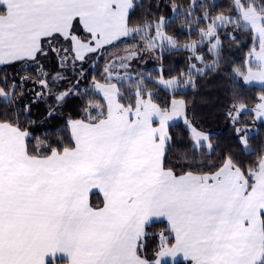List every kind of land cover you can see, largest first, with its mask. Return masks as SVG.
Segmentation results:
<instances>
[{
  "label": "snow or ice",
  "instance_id": "snow-or-ice-1",
  "mask_svg": "<svg viewBox=\"0 0 264 264\" xmlns=\"http://www.w3.org/2000/svg\"><path fill=\"white\" fill-rule=\"evenodd\" d=\"M135 6L134 0H0V64L46 55L45 45L51 47L58 36L71 41L74 61L131 34L140 36L145 49L180 46L164 32L163 16L130 28ZM211 6L199 5L207 22L199 29L201 39L183 46L195 51L207 39L209 51L216 50L218 28L248 29L259 48L249 52L246 72L237 74L245 82L264 84V2L232 0L229 15L213 16L207 10ZM192 8L184 10L187 17L194 14ZM77 23L88 41L74 34ZM136 54L128 50L119 57L120 66L126 68L123 61ZM40 74L47 77L42 69ZM38 83L48 89L46 78ZM158 83L179 86L176 78ZM95 86L103 90L106 108L90 102L97 116L70 121L74 146L62 151L42 154L39 143L30 151L29 133L0 121V264H50L57 254L70 264H161L177 254L190 264H264V156L247 173L228 156L214 172L177 174L164 167V153L169 121L184 116V102L172 100L170 109L162 108L138 88L134 102L124 104L116 85ZM15 87H0V103L14 102ZM66 95L59 93L57 102ZM260 100L257 117L264 116V96ZM185 123L191 127L186 118ZM191 132L194 148L213 147L208 134L195 127ZM236 132L247 147L248 130ZM93 189L103 193L102 207L89 202ZM156 217L167 219L175 242L160 233L159 250L149 259L143 255L146 227Z\"/></svg>",
  "mask_w": 264,
  "mask_h": 264
},
{
  "label": "trees",
  "instance_id": "trees-1",
  "mask_svg": "<svg viewBox=\"0 0 264 264\" xmlns=\"http://www.w3.org/2000/svg\"><path fill=\"white\" fill-rule=\"evenodd\" d=\"M134 3L136 6L130 11V28L145 21L155 22L163 16L167 21L164 32L174 37L180 46L169 48L165 45L162 49L157 47V66L137 75L128 73L131 76L129 79L118 82L119 90L123 93L120 102H134L138 88L145 94L151 93L154 103L162 108L170 109L172 100L184 102V116L170 124L167 130L169 139L165 143V168H171L177 174L189 171L211 173L217 170L226 157L231 156L247 173V170L254 168L264 156V120H256L254 112L250 109L264 96V86L243 83L237 76V70L246 71L245 61L254 47L259 48L258 41H253L250 30L237 29L229 24L217 29L220 46L216 50L209 51L211 45L207 39L199 44L195 51L183 46L192 41H199V29L206 27L207 22L202 18L205 9L199 7L200 4L214 5L207 8L213 16L220 12L229 15L228 9L232 0H134ZM173 4L177 6V12H173ZM190 4L193 5L194 14L187 17L184 10L188 9ZM231 15L235 16L236 13L232 12ZM152 34L155 35L154 32ZM76 35L81 40H87L86 34L80 30ZM212 43H215V40ZM55 46L68 49L64 56L68 54L73 57L72 44L68 40L65 45ZM133 46H145L139 35L121 37L107 46L100 58L96 53H88L83 61H77L79 66L73 69L59 70L58 55L46 45L47 54L38 56L35 60L0 65V87L5 88V91L12 86L13 80L20 79L19 75L36 79L39 69L46 70L50 67L51 73H61V77H66L65 80H59L56 93L62 90L67 92L60 102H57L53 92L48 93L46 97L29 98L27 93H19L25 86L34 94L38 85L35 83L38 81L30 83L25 79L16 80L14 102L0 103V121H10L26 130L29 133L26 143L30 151H34L38 143L43 145L39 151L46 155L50 154L52 148L62 151L63 147L74 146L69 129L70 121L87 122L89 114L97 116L98 111L89 107L90 102L105 107L102 97L93 88V82L101 79L104 57L110 53H118L124 47ZM197 56L202 57V60L195 59ZM192 65H195V68H192ZM160 77L176 78L179 80V86L175 89L162 87L155 80ZM189 79L191 82L185 83ZM30 85H34V90ZM238 105H244L248 109L240 112L238 118L230 123L229 113ZM185 118L208 133L213 145L211 149L194 148L190 129L184 124ZM251 124H254L255 131L248 133V146L244 147L236 129H246ZM89 199L94 206L101 204L97 193H92ZM167 229L164 220L153 221L146 227L148 237L143 255L149 259L155 257L162 232L169 236V243H173V235ZM62 262L63 259H52L50 264ZM163 264H190V261Z\"/></svg>",
  "mask_w": 264,
  "mask_h": 264
},
{
  "label": "rangeland",
  "instance_id": "rangeland-1",
  "mask_svg": "<svg viewBox=\"0 0 264 264\" xmlns=\"http://www.w3.org/2000/svg\"><path fill=\"white\" fill-rule=\"evenodd\" d=\"M79 30L82 31L84 34H86L87 40H85V41H88L90 39L89 35L86 33V31L83 29V27L81 25H79V23H77L74 26V34L76 35V33ZM65 41L67 42L66 39H64L63 37H59L58 36L56 38V41L52 43L51 50H53V49H63L64 47L62 46V44L65 45V43H66ZM68 41L71 44V41L70 40H68ZM114 42L115 41H113L112 43H114ZM55 45H61L62 47L58 48ZM46 46H47V44H46ZM107 46H109V45H105L101 50L97 51L96 52V56L100 58L102 55H104L103 51L104 50L106 51ZM128 50L135 51L137 54L135 56L131 57L130 59H128L126 61H123L124 63L127 64L126 68L125 67H121L120 66L121 60L119 59V57L125 56L127 54ZM257 50H258V48H257ZM54 52L56 53V55H58V57H57V60H58L57 67L60 68L59 70H62V69H73L74 67H78L79 66L77 64L78 60L74 61V59H73L74 53H73V57H71L70 55L66 54L65 56H67L68 58L66 60H63V62H62L61 58L64 57V53L65 52L63 50L59 51V54L57 53V51H54ZM86 54H88V53H85V55ZM104 58H105V60H104L105 62H104L103 67H102L103 71H102V74H101V79L100 80H95L93 82V88H94L95 92L98 93L102 97L103 102L105 104V107L107 106V100H106V98L104 96L103 90L101 88H97L95 86L96 84H99V85L104 86V87H107L110 84L111 85H116V87L119 89V86H118L117 83L122 81V80L129 79L131 77L129 74H131V73L134 74V75L141 74V72H143L144 70L151 69V68H154L155 66H157L156 48L155 49H145V46H143V47H134V46L133 47H124L118 53H110L109 55H106V57H104ZM109 65H111V66L109 67ZM105 67H109V72H105V70H104ZM41 69H42L43 72L47 73V77L41 76V74H40L41 73ZM41 69H39L37 71L38 75H37L36 79L31 77V76L28 77L27 75L26 76L25 75H23V76L19 75L20 79L19 80L16 79V80L20 81L21 77H27V79H25V80H27L28 82L31 83L34 80L39 81L42 78H46L49 81L48 89L42 88L39 85V83L37 82V83H35V85L36 84H38V85L36 87V91H35L34 94H32V90L31 89H29L28 87L25 88V86H23V89H22V91L19 94L27 93L29 95V98H33V97H37L36 93H38V92L39 93H43V95H41L40 97H42V96L46 97L47 94L50 93V92H53L56 96L59 93L66 92V90L59 91L58 93H56V91H55V89L58 87L59 80H61V79L53 81V77H56L57 75L60 76L61 73H51L50 67L46 68V70L43 69V68H41ZM245 72L246 71H243V72H240V73H245ZM237 76H238V78H240L243 81V83H245L247 85L256 84V85L264 86V84H262L260 82H257V81L245 82L243 80L242 76H240L238 74H237ZM64 78H66V77L65 76L62 77V80H65ZM161 79H164V78L160 77V78H156L155 80L158 83V81H160ZM16 80H13L11 85H13V83L15 85H17ZM164 80H168V79H164ZM158 84L160 86H162V87H165L163 84H160V83H158ZM30 87L33 88V90H34V85H30ZM49 89H50V91H49ZM30 94H32V95H30ZM147 96H148V93H146L144 95V98L147 99ZM178 101H181V100H178ZM259 103H261V100H259V102L257 104H259ZM257 104L254 105L250 109L254 112L256 120H258V119H263L264 120V116L257 117L256 111H254V109H256ZM239 106L240 105L235 106L232 109V112H231V115H230L231 116L230 117V123L234 122L233 117H235L237 119L238 118V114L240 112L248 109L247 107L244 106L243 109H240L239 111H237V109H239ZM188 121L190 122L191 127L197 128L190 120H188ZM184 124L190 129V133H191V136H192L191 127L189 126V124L185 123V120H184ZM239 128L243 129L244 127H239ZM197 129L199 131H202V132L208 134L207 132H205V131H203V130H201L199 128H197ZM246 130H248V133H251V132L255 131L254 124L248 125ZM240 135H242V134H240ZM207 149H209V148H207Z\"/></svg>",
  "mask_w": 264,
  "mask_h": 264
},
{
  "label": "crops",
  "instance_id": "crops-1",
  "mask_svg": "<svg viewBox=\"0 0 264 264\" xmlns=\"http://www.w3.org/2000/svg\"><path fill=\"white\" fill-rule=\"evenodd\" d=\"M71 47H72V46H71ZM24 61H30V60H24ZM16 62H17V61H16ZM18 62H19V61H18ZM11 63H13V62H11ZM6 64H9V63L0 64V65H6ZM181 118H182V116L174 118L172 121H169V125L172 124V123H175V122L179 121ZM85 122H86V121H85ZM153 126H154V127H158V126H159L158 121L154 122ZM168 127H169V126H168ZM69 129H70V131H71L70 123H69ZM167 130H168V128H167ZM71 134H72V131H71ZM92 193H97V194L100 196V198H101V204L98 205V206H94V205L90 202V199H89V202L92 204L93 207H102V206H103V193L100 192L98 189H93V190L89 193V197H90V195H91ZM158 220H164V221L166 222L167 226H168V221H167V219H166L165 217H156V218H153L152 222H153V221H158ZM172 235H173V243H174V242H175V237H174V234H172ZM57 257H59V258H55V257H54L53 259H63L62 257H60V254H57ZM153 259H155V257H154ZM63 260H64V262H62V263H60V264H70V262H69L68 260H65V259H63ZM176 261H187V260L184 259V257H183L182 254H177V256H175V257H171V256H169V257H164V258H162V259H161V264H163V263H165V262H176Z\"/></svg>",
  "mask_w": 264,
  "mask_h": 264
}]
</instances>
